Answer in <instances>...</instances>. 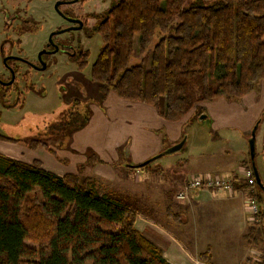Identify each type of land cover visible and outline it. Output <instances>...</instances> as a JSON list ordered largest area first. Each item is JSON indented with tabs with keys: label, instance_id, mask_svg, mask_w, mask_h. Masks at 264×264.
I'll use <instances>...</instances> for the list:
<instances>
[{
	"label": "trees",
	"instance_id": "1",
	"mask_svg": "<svg viewBox=\"0 0 264 264\" xmlns=\"http://www.w3.org/2000/svg\"><path fill=\"white\" fill-rule=\"evenodd\" d=\"M95 29L104 44L91 64V81L104 93L154 107L169 122H184L217 99H243L264 81V0L190 6L186 0H118ZM136 36L143 58L132 63ZM89 57L83 49L72 55L80 71ZM0 140L20 142L2 134ZM26 144L55 153L41 140ZM234 176L235 190L249 189ZM167 215L179 221L171 207ZM263 216L261 209L244 236L254 249L263 240ZM136 219V210L99 193L88 176H58L38 160L0 153V264H170ZM198 259L212 264L211 250Z\"/></svg>",
	"mask_w": 264,
	"mask_h": 264
},
{
	"label": "rangeland",
	"instance_id": "2",
	"mask_svg": "<svg viewBox=\"0 0 264 264\" xmlns=\"http://www.w3.org/2000/svg\"><path fill=\"white\" fill-rule=\"evenodd\" d=\"M65 1L71 3L60 5V11L64 15L68 14L69 18H81L85 26L79 30H68L55 35L53 39L54 43L60 47L59 52L45 56L46 70L29 73L26 82L29 86H32L31 83L34 85L23 93L22 98L19 99L21 102L14 105L15 90L12 88L3 101L13 105L4 109L2 107L4 104H0V133L19 139L20 142L17 145L22 148L29 147L26 143L30 140H41L54 149L55 153H53L57 159H61L60 156L64 152L80 154L75 150L77 147L72 149L70 144L73 138L76 139L77 133L86 129L91 121L93 123L98 115L95 116L97 110L104 111V115L108 118L103 102L110 92L104 93L99 87V91L97 90L99 84L91 81L90 69L104 44L95 28L100 19L118 2V0ZM217 1L186 0V5L190 6L193 3L212 5ZM57 2L55 0H0V73L7 74L1 59L4 55H13L12 53L17 52L21 56L38 59L39 53L51 45L50 34L69 27L68 19L55 8ZM5 24H7L6 27H4ZM23 29L25 31L32 29V31L23 37V43H21L18 42V37L19 31ZM158 40L159 36L155 38L151 48ZM138 41L139 37L136 36L135 56L132 58V63H139L143 58L138 55ZM79 49L90 51L89 65L82 71L72 58V54ZM10 62L14 64L12 60ZM147 65L150 67V62ZM34 78L39 81H35ZM256 90H258V96H261V92H264V81L258 84ZM222 101L227 105L233 104L232 107L237 105L242 113L234 112L233 108L231 113L225 115H219L218 110L212 109L213 112L210 110L215 103ZM164 104L163 101L162 108ZM253 108L258 109V113L254 116L255 122L250 130L244 131L243 124L254 115ZM108 121L111 120L108 119ZM142 121L144 122L139 116L119 121L121 122L119 126L122 128L121 135H129L128 146L131 145L133 137H136L137 146L143 145L144 139L149 144L161 141L164 153L180 143L184 145L179 151L161 157L159 154L157 158L154 156L156 158L154 160L152 157L151 162L143 166V175L147 181L144 184L140 183L137 189H147L149 198H145V202L136 200L134 197L122 196L123 200L131 201L139 212L161 210L164 197L166 201L174 202L184 181L189 178L187 175L189 172H194L196 168L207 169L211 166H219L223 162L236 165L238 162L234 160L243 154L241 150L246 151L247 162L244 163L248 165L251 161L250 140L253 134L256 140L254 164L258 170L264 172V149L260 147L261 139L264 138V99H256L252 107L246 105L243 99L229 98L217 99L213 103L201 105L184 122L176 123L175 130L171 131V134L164 127L152 129L147 121L144 122L145 125ZM91 159L94 160L92 155ZM64 161L65 164L69 162L67 159ZM88 161L90 162V158ZM210 192L215 193V191ZM257 194L262 197V202L259 203L264 212V190L259 188ZM237 195L243 196L246 201V192H237ZM247 214L249 215L248 210ZM249 224H252L250 217ZM261 226L264 228V216ZM213 229L208 227L205 230L207 235L204 231L203 234L201 233L202 237L217 240L219 234ZM231 246L236 250L225 251L220 248L213 250L214 263L237 264L241 260V255L244 254L245 243L238 239ZM245 255L242 260L244 264L264 262V235L260 246L251 250L247 249Z\"/></svg>",
	"mask_w": 264,
	"mask_h": 264
},
{
	"label": "crops",
	"instance_id": "3",
	"mask_svg": "<svg viewBox=\"0 0 264 264\" xmlns=\"http://www.w3.org/2000/svg\"><path fill=\"white\" fill-rule=\"evenodd\" d=\"M98 87L97 90L99 91ZM89 94L92 93L89 92ZM261 94V96H258V90H256L243 98L244 103L252 107L256 99H264V92H261ZM103 106L108 118L104 115V111L97 110L95 116L98 115L93 123L91 121L86 129L77 133V136L75 135L76 139L73 138V142L70 144L72 149L77 147L75 150L80 153L79 155L64 152L60 156L61 159H57L55 154L45 147L33 149L25 146V148H22L17 145L18 143L2 140H0V153L26 163H33L38 160L44 169L58 176H64L67 173L88 176L95 183L99 193L114 196L136 210L137 207L131 201H125L122 198V196L134 197L136 200L140 199L141 202H145V198H149L147 189H137L140 183L144 184L147 181V178L143 175L144 167L136 168L135 166L162 154L163 148L161 141L149 144L145 139L143 141L145 143L138 145V147L136 137L131 139V145L128 146L129 135H121L122 128L119 126L121 123L119 121L139 116L144 122L147 121L150 124V128L159 129L164 127L169 134L175 130L174 125L176 123L164 119L154 107L140 102L123 100L114 92L108 94ZM232 106L233 104L227 105L222 101L215 103L210 110L212 112L218 110L219 115L231 113L232 108L234 112L242 113L240 107L237 105ZM252 112L254 115L243 124L244 131L252 128L255 122L254 116L258 113V109L253 108ZM144 122L143 125L146 124ZM260 147L264 149V138L261 139ZM241 152L243 154L237 160H234L238 162L237 166L234 163L222 161L223 163L219 166H211L207 169L196 168L194 172H189L187 177L190 178L194 175L215 170L219 173L237 175L242 167L253 165L252 160V163L250 161L248 165H245L244 162H247L246 151L241 150ZM93 154L95 155L93 156ZM91 155L94 160L91 159ZM89 158L90 162L88 161ZM64 159L69 161L68 164H65ZM257 173L264 184V172L257 169ZM236 194L217 191L211 193L210 190L203 189L195 191L188 201H178L175 198L174 202L171 200L168 202L164 197L161 210L157 212H139L136 210L135 226L161 249L164 258L170 264H204L198 259V255L208 248L211 250L212 264H216L214 263L212 251L219 248L225 251L236 250L231 245L238 239L245 243L244 254L241 255V260L237 263L241 264L247 255V253L245 255V251L247 249L251 250L244 238L250 224L244 197L236 196ZM168 207H171L172 211L179 215V221L167 215ZM208 227H213V231L219 234L217 240L202 237ZM204 234L207 235V231Z\"/></svg>",
	"mask_w": 264,
	"mask_h": 264
},
{
	"label": "built area",
	"instance_id": "4",
	"mask_svg": "<svg viewBox=\"0 0 264 264\" xmlns=\"http://www.w3.org/2000/svg\"><path fill=\"white\" fill-rule=\"evenodd\" d=\"M234 177V175H224L219 172H207L205 174L194 175L184 181L182 189L176 194V198L180 201H188L195 191L203 189L230 194L244 191L246 192L245 203L250 215V220L253 224L258 223L261 206L256 197L259 186L257 184L255 169L252 165H248L242 167L241 170L237 172L236 177L238 180L248 183L249 189L247 190H235L236 178Z\"/></svg>",
	"mask_w": 264,
	"mask_h": 264
},
{
	"label": "flooded vegetation",
	"instance_id": "5",
	"mask_svg": "<svg viewBox=\"0 0 264 264\" xmlns=\"http://www.w3.org/2000/svg\"><path fill=\"white\" fill-rule=\"evenodd\" d=\"M55 1H65V0H55ZM70 3H65V4H70ZM65 16L70 17L66 13H65ZM78 19L82 20L81 18H78ZM6 26H7V24H5L4 27H6ZM84 26H85V23L83 22V27ZM78 27H79V23L69 21V27H67V28H71V30L82 29V28H78ZM30 30L32 31V29H30ZM31 31H27V30L25 31L24 29L20 30L18 42L23 43V37ZM53 41H54V39H53ZM54 50H55V46L51 44L49 48L43 49L42 51L53 52ZM59 50H60V47H59ZM59 50L57 52H59ZM57 52H55V53H42L41 60L39 58L40 53L38 55V59H30L29 57H27L25 55L21 56V54H17V52L12 53L13 55H4L1 58L2 61L4 62L3 68L7 72V74L0 73V104L1 103L4 104V106H2L4 109L7 108L8 106L13 105V103L10 104V103H7L6 101H3V100H5V96L7 95V93L10 90H12V88H13L15 90V100L14 101L16 102L14 105H16L17 103H20L21 101H19V99L22 98L23 93L25 91H28L27 89L31 88L34 85L31 83L32 86H29L28 83L26 82L27 79L29 78V75H30L29 73H32V72L35 73V72H40V71L46 70L47 69V63L45 60V56L46 55H53V54H56ZM75 53H73L72 55H74ZM11 60L14 62V64H11V62H10ZM43 63L46 64L45 69H41L43 66ZM23 65H25L26 67H24ZM28 71H30V72H28ZM12 79H13V81L11 82ZM34 80L37 82L39 81V80H36L35 78H34ZM21 85L24 86L23 89H22L23 86H21ZM20 86H21V88H19ZM0 134H2V133H0Z\"/></svg>",
	"mask_w": 264,
	"mask_h": 264
},
{
	"label": "water",
	"instance_id": "6",
	"mask_svg": "<svg viewBox=\"0 0 264 264\" xmlns=\"http://www.w3.org/2000/svg\"><path fill=\"white\" fill-rule=\"evenodd\" d=\"M75 1H78V0H72V2H75ZM65 3H69V2H66V1H58V2L56 3V5H55V8H56V9H57L62 15H64V14L60 11L59 6L65 4ZM64 16H65V15H64ZM65 18H67V19H68L69 21H71V22H77V23H79V27H78V28H83V21H82V20H80V19H72V18H69V17H67V16H65ZM68 30H71V28H65V29H62V30L54 31V32H52V33L50 34V37H49L50 44H52V45L55 46V50H54L53 52L42 51V52L40 53V55H39L40 60H41V55H42V53H55V52H57V51L59 50V47H58V46L54 43V41H53V36H54V35H57V34H60V33H63V32H65V31H68ZM45 68H46V64L43 63V66H42L41 69H45ZM12 81H13V79L11 80V82H12ZM183 145H184V143H180V144L174 146L173 148L169 149L167 152H165V153L163 152V153L160 155V157H161L163 154H170V153H173V152H176V151L181 150L182 147H183ZM255 149H256V145H255V134H253V136H252V138H251V140H250V154H251V159H252V161H253V165H252V167L255 169V173H256V177H257V184H258V186L264 190V184H263V182L261 181V178L259 177V174L257 173V168H256V166H255V164H254V159H255ZM158 156H159V155H158ZM158 156H155V157L157 158ZM155 157L152 158V160L156 159ZM150 162H151V159L148 160V161H146V162H144V163L141 164V165L144 166V165H146V164H148V163H150Z\"/></svg>",
	"mask_w": 264,
	"mask_h": 264
}]
</instances>
